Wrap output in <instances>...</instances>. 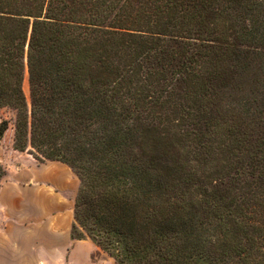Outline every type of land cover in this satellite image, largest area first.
<instances>
[{"label":"trees","instance_id":"trees-1","mask_svg":"<svg viewBox=\"0 0 264 264\" xmlns=\"http://www.w3.org/2000/svg\"><path fill=\"white\" fill-rule=\"evenodd\" d=\"M0 114L78 178L72 240L264 264V0H0Z\"/></svg>","mask_w":264,"mask_h":264},{"label":"crops","instance_id":"crops-1","mask_svg":"<svg viewBox=\"0 0 264 264\" xmlns=\"http://www.w3.org/2000/svg\"><path fill=\"white\" fill-rule=\"evenodd\" d=\"M0 145V264H71L89 240H72L76 175L60 162L39 164ZM92 244V243H91Z\"/></svg>","mask_w":264,"mask_h":264},{"label":"rangeland","instance_id":"rangeland-1","mask_svg":"<svg viewBox=\"0 0 264 264\" xmlns=\"http://www.w3.org/2000/svg\"><path fill=\"white\" fill-rule=\"evenodd\" d=\"M25 93H26V96L28 97L27 80H26V86H25ZM0 116L10 117L9 114H0ZM11 135H12V132L8 130L5 136L3 137V139L0 141V145L2 147L9 146V142H10L9 139ZM70 263L71 264H115L111 258H109L105 253L101 252L91 243L84 245V247L78 251L75 259H73L72 262Z\"/></svg>","mask_w":264,"mask_h":264}]
</instances>
